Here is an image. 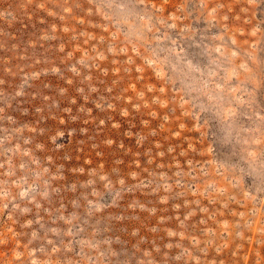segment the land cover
Wrapping results in <instances>:
<instances>
[{"label": "rangeland", "instance_id": "obj_1", "mask_svg": "<svg viewBox=\"0 0 264 264\" xmlns=\"http://www.w3.org/2000/svg\"><path fill=\"white\" fill-rule=\"evenodd\" d=\"M0 264H264V0H0Z\"/></svg>", "mask_w": 264, "mask_h": 264}]
</instances>
